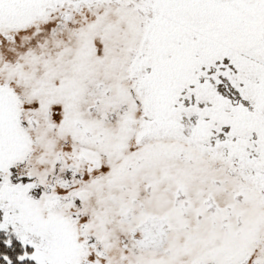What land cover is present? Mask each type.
Masks as SVG:
<instances>
[{
    "label": "snow or ice",
    "instance_id": "snow-or-ice-1",
    "mask_svg": "<svg viewBox=\"0 0 264 264\" xmlns=\"http://www.w3.org/2000/svg\"><path fill=\"white\" fill-rule=\"evenodd\" d=\"M0 264H264V0H0Z\"/></svg>",
    "mask_w": 264,
    "mask_h": 264
}]
</instances>
